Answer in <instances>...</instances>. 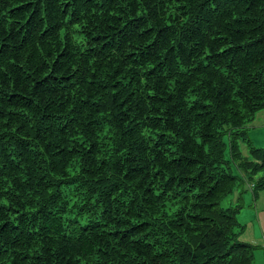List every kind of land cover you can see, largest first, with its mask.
Segmentation results:
<instances>
[{"label": "trees", "instance_id": "trees-1", "mask_svg": "<svg viewBox=\"0 0 264 264\" xmlns=\"http://www.w3.org/2000/svg\"><path fill=\"white\" fill-rule=\"evenodd\" d=\"M263 109L264 0H0V264H252Z\"/></svg>", "mask_w": 264, "mask_h": 264}, {"label": "rangeland", "instance_id": "rangeland-1", "mask_svg": "<svg viewBox=\"0 0 264 264\" xmlns=\"http://www.w3.org/2000/svg\"><path fill=\"white\" fill-rule=\"evenodd\" d=\"M248 136L254 147L264 148V109L257 112L249 123ZM246 146V144L240 146L244 157L248 156V147ZM244 187H248L247 190L243 191L239 186L234 194L221 202V206L238 208L237 220L244 227L239 240L253 247L252 264H264V237L261 232V228H264V190L258 191L254 195L249 190L252 188V184L243 183Z\"/></svg>", "mask_w": 264, "mask_h": 264}, {"label": "crops", "instance_id": "crops-1", "mask_svg": "<svg viewBox=\"0 0 264 264\" xmlns=\"http://www.w3.org/2000/svg\"><path fill=\"white\" fill-rule=\"evenodd\" d=\"M260 228H261V226H260ZM261 232L263 233V237H264V228H261Z\"/></svg>", "mask_w": 264, "mask_h": 264}]
</instances>
